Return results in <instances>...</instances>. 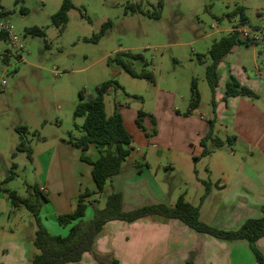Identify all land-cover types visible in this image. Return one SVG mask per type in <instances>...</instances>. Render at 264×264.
<instances>
[{
	"label": "crops",
	"instance_id": "1",
	"mask_svg": "<svg viewBox=\"0 0 264 264\" xmlns=\"http://www.w3.org/2000/svg\"><path fill=\"white\" fill-rule=\"evenodd\" d=\"M156 2L157 0H149L145 6H152ZM21 11L24 14L26 9L21 8ZM146 12L149 11L146 9ZM236 17H229L234 18V22L226 34L237 26H243ZM0 40L4 41V37L0 36ZM260 56L256 43H245L234 46L221 59L217 66L218 85L213 95L215 110H212V119L206 115L211 101L208 86L203 87L206 83L205 76H201L200 102L196 108L189 110L188 114L184 112L188 111L190 96L186 102H183V97H179L184 108L182 111L174 106V103L168 107L157 104L152 114L139 110L133 120L124 118L121 103L114 104L112 113L117 111L120 114L124 127L131 136V150L123 162L121 171L107 179L101 190L96 189L91 177V165L80 159L81 152H75V148L69 145L60 133L42 151L35 153L30 148L29 160L37 163L39 169V183L35 186L39 195L44 197V200L39 197V200H42L37 213L40 224L52 236H65L69 225L60 223L58 216L72 212L77 197L85 191L88 196L84 198V220L92 216L93 208L101 209V204H105L107 195L112 192L122 194L124 211L150 204L172 205L179 195L193 205L191 195L183 187L187 185L183 179L180 182L184 185H178L175 189L171 190L168 185V179L179 169L184 172V180L191 182L199 194L200 190L205 188L204 183L209 185L204 199H210L213 193H217L219 199L212 209L213 218L209 222L200 219L202 222L223 230H235L245 220L259 218L262 215L261 208L264 207V103L253 102L258 101V95L256 98L238 95L223 99V93L230 76L236 78L241 85L251 88L256 94L261 92L264 88V72L259 62ZM2 59L7 62L5 58ZM112 64L117 65L114 62ZM206 65L203 66L204 70ZM149 73L151 79H139L154 83L155 78ZM193 76L191 73L187 82H191ZM117 88L120 89L118 84L116 87H109L104 98ZM169 95L174 98L173 93ZM217 95L222 102L221 106L223 105L221 110L220 103H215ZM104 111L107 116L112 114L107 113L105 102ZM138 112L142 114V129L136 125ZM210 120L214 122L213 135L219 140L225 142L228 137L235 136L233 143L227 146L232 156L235 155V147V150H245L249 156L256 152L263 161H214L213 156L226 145L211 147L209 141L206 142V147L210 148V152L202 156L203 147L200 140L208 132ZM218 121L220 124L217 127ZM44 142H47L46 138ZM84 154L90 161L99 157L93 145H89ZM201 161H207L204 169L198 168ZM8 173L7 166L0 164L2 188L8 189L6 182H3ZM206 177L208 180L214 178L215 183L205 182ZM40 188L44 191H40ZM16 194L33 202L32 190L27 191L25 195H19L17 192ZM204 199L199 204V218L209 205L205 204ZM5 211L12 212V229L16 230L21 225L20 220L23 223L27 220L25 213L28 210L23 206H12L6 195L0 191V215L4 216ZM27 223L30 232L28 236L14 239V232H10L12 234L7 241H0V251H9L7 258H19L15 254L21 247L29 250V254L26 250L23 251L26 258L31 259L36 252L32 246L37 228L35 217L33 220L28 219ZM255 248L264 255V237L255 242ZM92 251L115 259L117 264H258L249 243L244 239H216L193 231L177 219L160 216H149L133 222L114 220L105 223L94 240ZM65 264L98 263L92 253L86 252L79 261Z\"/></svg>",
	"mask_w": 264,
	"mask_h": 264
},
{
	"label": "rangeland",
	"instance_id": "2",
	"mask_svg": "<svg viewBox=\"0 0 264 264\" xmlns=\"http://www.w3.org/2000/svg\"><path fill=\"white\" fill-rule=\"evenodd\" d=\"M148 1L71 0L72 8L67 12V22L59 29L52 25L51 16L62 0H0V7L6 12L0 22H7L24 44L21 54L23 61L9 58L5 62L1 54L7 45L0 40V83L2 80L4 82L0 90V164H5L12 173V177L6 181L8 189L25 195L39 183L37 163L30 161L25 152L16 151L13 146L19 142V133L15 128H26L25 145L35 153L46 148L59 133L65 139H68L69 133L79 137L82 131L75 125L80 127L83 118L73 117L79 91L88 98L94 95L95 87L102 82H116L120 89L108 93L104 98L106 111L112 113L114 104L119 102L124 118L131 120L139 110L152 114L157 104L168 107L174 103L182 111L184 108L179 97L186 102L190 96L187 77L193 73L200 92L201 76H205L203 66L210 64L208 49L232 26L234 18L229 19L227 15L236 6L244 8L246 20L243 27L260 38L255 43L261 53L259 62L264 72V0H162V8H157L156 4L145 6ZM128 5H141L142 10L156 12L159 18L130 12ZM21 8L26 9L24 14ZM105 22L110 24L105 35L94 42L92 37ZM32 26L40 28L43 36L24 33L26 28ZM124 52L143 57L145 66L139 60H133L131 66L136 72H151L154 83L131 77L121 67L112 64L113 57ZM52 70L56 73H52ZM204 86L207 88L206 83ZM169 93H173V99ZM257 95L258 101L253 102L264 103V88ZM219 98L217 95L215 103H220L219 109H222ZM213 109L215 106L209 102L206 115L211 119ZM219 124L220 121L217 127ZM233 149L234 156L225 146L213 156V160L263 161L256 152L249 156L243 149ZM74 150L81 152L78 148ZM206 164L207 161H201L198 168L204 169ZM183 177L184 172L177 170L168 179V185L171 190L175 189L178 185H184L180 182L183 179L187 184L183 187L192 197L191 203L199 205L205 188L199 194L194 185ZM213 179L206 177L205 182L214 184ZM218 199L217 193H213L210 199H204L205 204L209 205H206L201 220L209 222L213 218L212 209ZM103 206L104 202L100 208ZM3 213L4 216L0 215V241H7L11 237L10 232H14V239L29 235L27 220L34 219L31 212L25 213L27 220L24 223L20 220L21 225L16 230L12 229V212ZM24 250L29 254L28 248L21 247L15 254L19 258L14 259L7 258L8 250L0 251V264H30L31 259L25 257Z\"/></svg>",
	"mask_w": 264,
	"mask_h": 264
},
{
	"label": "trees",
	"instance_id": "3",
	"mask_svg": "<svg viewBox=\"0 0 264 264\" xmlns=\"http://www.w3.org/2000/svg\"><path fill=\"white\" fill-rule=\"evenodd\" d=\"M157 8L162 7V0H157ZM72 8L71 0H62L57 11L51 16V23L56 28L62 29L67 22V12ZM127 9L130 12H138L149 17L158 18L156 12L143 11L139 5H128ZM6 12L0 7V18L5 16ZM227 16H237L241 24L245 23L244 8L236 6ZM109 22L101 25L99 32L92 37L96 42L100 37L105 35V31L109 27ZM25 34L32 36H43V31L32 26L24 30ZM0 36L4 37L3 34ZM264 38V36H263ZM247 42L241 41L234 31L229 32L220 39L214 41L208 49L210 64L205 66V80L210 91L211 104L214 106L213 95L218 85L217 66L221 59L236 45H242ZM139 60L145 66L143 57L139 54L120 53L113 57V62L119 65L126 73L132 77L151 79L150 73L141 70L135 72L131 66V61ZM114 81L102 82L94 89V95L87 98L81 91L78 92V102L73 111V117H82L83 122L80 127L82 134L79 137H74L71 133L68 134L67 143L81 151L80 159L91 165V177L96 185V189L101 190L104 182L112 176L118 174L123 162L128 157L131 147V136L125 129L123 120L117 111L107 116L104 111V95L109 87H116ZM244 95L251 98H256L257 94L249 87L241 85L236 78L230 76L225 83L223 99L229 96ZM200 102V94L197 89V82L192 79L190 82V100L188 104L189 110L197 107ZM141 112H138L136 125L142 129ZM213 120L209 122V129L206 135L201 138L200 145L203 147L201 155H207L210 148L206 147V142L209 141L211 147H221L223 145L230 146L235 140L232 135L227 140L221 141L213 135ZM154 125V123H153ZM19 133V142L16 146V151H23L27 158H31V149L25 145L24 134L26 128L16 127ZM154 130V129H153ZM89 145H93L99 157L95 161H90L84 154ZM196 158H194L195 160ZM13 167V166H12ZM12 177L11 171L3 182H6ZM0 182V191L8 198L10 204L14 207L23 206L33 214L36 219L37 228L33 238V246L36 252L32 255L30 264H65L77 262L82 255L90 252L98 264H117L116 260L108 256H102L92 251L93 243L96 236L100 233L105 223L109 221L119 220L124 222H133L141 218L149 216H160L166 219H177L193 231L201 234H206L216 239L233 241L244 239L249 243L250 249L258 264H264V255L255 248V242L264 237V207L261 208V216L259 218H250L245 220L235 230H223L202 222L199 218V205H191L187 203L182 195H179L172 205L163 203L144 205L136 207L129 211H124L122 194L120 192H112L107 195L103 208H93L92 216L88 220H84L86 203L84 198L88 196L85 191L80 194L72 212L66 215L58 216L60 223L69 225L68 233L63 236H52L40 224L37 218L38 209L40 207L39 197L44 200V197L33 187V202L29 198L19 197L15 191L2 188ZM204 194L200 198V203L209 191V185L204 183ZM188 264H191L188 262Z\"/></svg>",
	"mask_w": 264,
	"mask_h": 264
},
{
	"label": "built area",
	"instance_id": "4",
	"mask_svg": "<svg viewBox=\"0 0 264 264\" xmlns=\"http://www.w3.org/2000/svg\"><path fill=\"white\" fill-rule=\"evenodd\" d=\"M232 31H234L238 38L243 42L254 44L260 39L257 35L243 26H237ZM0 34L4 35V41L7 45V48L2 53L3 58L6 60H9V58H17L23 61L21 56L24 48L23 41L12 31V28L7 22H0ZM52 73L55 74V70H52ZM3 86L4 82L2 80L0 83V90L3 89ZM40 191H44L43 188H40Z\"/></svg>",
	"mask_w": 264,
	"mask_h": 264
},
{
	"label": "water",
	"instance_id": "5",
	"mask_svg": "<svg viewBox=\"0 0 264 264\" xmlns=\"http://www.w3.org/2000/svg\"><path fill=\"white\" fill-rule=\"evenodd\" d=\"M88 98H90V96H88ZM40 202L42 203V200L40 199Z\"/></svg>",
	"mask_w": 264,
	"mask_h": 264
}]
</instances>
